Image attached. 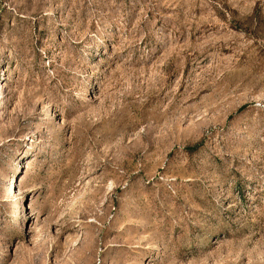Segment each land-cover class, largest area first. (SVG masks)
Instances as JSON below:
<instances>
[{
  "label": "rangeland",
  "instance_id": "rangeland-1",
  "mask_svg": "<svg viewBox=\"0 0 264 264\" xmlns=\"http://www.w3.org/2000/svg\"><path fill=\"white\" fill-rule=\"evenodd\" d=\"M0 264H264V0H0Z\"/></svg>",
  "mask_w": 264,
  "mask_h": 264
}]
</instances>
